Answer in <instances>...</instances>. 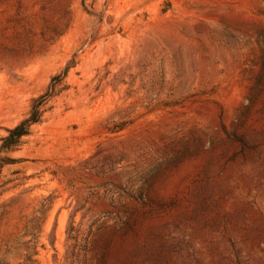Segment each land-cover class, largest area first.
Here are the masks:
<instances>
[{
	"label": "rangeland",
	"instance_id": "1",
	"mask_svg": "<svg viewBox=\"0 0 264 264\" xmlns=\"http://www.w3.org/2000/svg\"><path fill=\"white\" fill-rule=\"evenodd\" d=\"M0 264H264V0H0Z\"/></svg>",
	"mask_w": 264,
	"mask_h": 264
},
{
	"label": "trees",
	"instance_id": "2",
	"mask_svg": "<svg viewBox=\"0 0 264 264\" xmlns=\"http://www.w3.org/2000/svg\"><path fill=\"white\" fill-rule=\"evenodd\" d=\"M24 125H25V124L23 123V124L17 126L15 129L9 131L10 136H9L8 138H6V140H7V141H10V140H12V139L17 140V139H19L22 135H24L23 131H21Z\"/></svg>",
	"mask_w": 264,
	"mask_h": 264
}]
</instances>
